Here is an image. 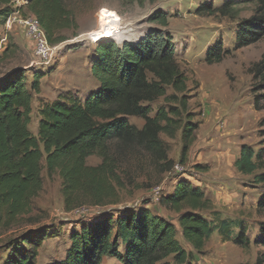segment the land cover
Listing matches in <instances>:
<instances>
[{
    "label": "trees",
    "instance_id": "trees-1",
    "mask_svg": "<svg viewBox=\"0 0 264 264\" xmlns=\"http://www.w3.org/2000/svg\"><path fill=\"white\" fill-rule=\"evenodd\" d=\"M140 6L144 0H127ZM255 13L243 20L235 35L238 49L264 38V0H256ZM237 1H225L220 6L203 3L198 14L229 15ZM10 0H0V17L14 10ZM29 14L37 17L48 43L57 45L67 39L60 31L72 29L78 23L66 0H28ZM20 9V8H19ZM148 22L158 27L150 29L136 41H102L94 50L90 66L97 87L83 99L60 95L40 110L37 135L28 124L31 116L32 93H38L42 73H33L30 83L22 67L3 71V64L12 55L9 46L0 52V236L23 221L38 222L33 199L43 188L41 171L48 177L57 173L66 211L87 203L105 206L117 202V188L124 186L117 167L122 155L133 148L146 153L159 173L174 165L168 157V146L161 134L173 137L181 131V162L194 141L198 128L193 113L188 110L186 76L176 60V48L168 27V14L153 11ZM77 35V34H76ZM103 40V39H102ZM106 40V39H104ZM229 51L220 41L206 49L207 64L220 62ZM254 109L264 102V57L250 67ZM162 98L152 115L151 103ZM129 117L143 120L141 127L131 124ZM264 123V116L260 124ZM97 155L100 163L88 165L86 159ZM264 158V146L254 150L242 145L234 167L242 174H251ZM264 183V172L254 176ZM160 205L179 213L178 224L183 239L200 251L214 227L198 211L209 207L200 187L186 180L176 182L172 192L161 195ZM264 206V195L259 200ZM117 214V215H115ZM230 221L222 219L218 229L227 237ZM260 242L264 246V227H260ZM47 236H57L52 227L27 229L10 237L2 264H35L37 248ZM70 244L61 259L47 264H103L104 258H114L120 264H195L193 255L176 238L175 226L148 210L135 212H104L91 222L81 224L69 234ZM234 243L246 246L245 227L238 225ZM122 245V251L119 250ZM168 258H172L169 260ZM264 261V250L255 264Z\"/></svg>",
    "mask_w": 264,
    "mask_h": 264
},
{
    "label": "rangeland",
    "instance_id": "rangeland-1",
    "mask_svg": "<svg viewBox=\"0 0 264 264\" xmlns=\"http://www.w3.org/2000/svg\"><path fill=\"white\" fill-rule=\"evenodd\" d=\"M227 0H66L78 23L72 29L60 31L67 39L54 45V55L48 63L35 56L33 43L18 23L6 26L7 17L1 22V47L9 46L12 55L4 61L3 71L22 67L30 83L33 73L39 79V92L32 93V110L28 129L37 135L40 110L60 95H74L83 99L97 87L90 72L94 50L102 41H136L150 29L158 27L148 22V16L157 9L168 14V31L176 48V60L187 80L188 110L198 128L185 161L181 162V131L173 137L161 134L168 146V157L174 165L159 173L146 153L133 148L122 155L117 171L124 181L117 188V202L105 206L81 204L69 211L64 209L61 178L57 173L48 177L45 169L41 175L43 188L33 199L30 215L38 222L23 221L12 232L0 238V260L5 259L9 246L5 242L27 229L52 227L57 236H47L38 250L35 264H47L62 258L70 244L69 234L81 224L91 222L104 212H135L140 208L167 220L175 226L176 238L181 246L193 255L195 264H255L264 250L260 242V227H264V206L259 200L264 195V183H257L254 176L264 172V158L251 174H242L234 167L240 147L248 145L257 150L264 146V102L260 110L254 109V95L262 91L253 89L250 67L264 57V38L241 48H234L239 24L255 13L256 0H235L234 11L229 15L198 14L203 3L220 6ZM233 1V0H229ZM20 8V9H19ZM9 9H13L10 5ZM19 13L28 15L26 3ZM14 10V9H13ZM106 10V12H102ZM114 13V15H111ZM103 16V20H102ZM114 32L113 30L117 29ZM77 34V35H76ZM95 40L92 37L93 35ZM113 34V35H112ZM112 36V37H111ZM103 39V40H102ZM106 39V40H104ZM220 41L229 51L220 62L207 64L206 49ZM3 51V50H2ZM153 112L164 105L162 98L148 103ZM128 121L141 127L143 120L129 117ZM88 165L100 163L97 155L86 159ZM186 180L198 186L209 200V207L198 211L214 227L200 251L193 249L181 234L179 213L158 202L161 195L172 192L176 182ZM117 215V214H115ZM230 221L227 237L218 229L220 220ZM245 227L246 246L234 243L238 225ZM123 247L119 244V250ZM172 262V258H168ZM2 264V263H1ZM103 264H120L114 258H104ZM264 264V261L262 262Z\"/></svg>",
    "mask_w": 264,
    "mask_h": 264
},
{
    "label": "built area",
    "instance_id": "built-area-1",
    "mask_svg": "<svg viewBox=\"0 0 264 264\" xmlns=\"http://www.w3.org/2000/svg\"><path fill=\"white\" fill-rule=\"evenodd\" d=\"M27 1L28 0H10V5L13 6L14 12L12 16L7 17L5 24L7 27L10 26L13 22L21 25V27H23L24 29L25 35L33 43L35 56L42 63H48L54 55L55 47L48 43L45 33L35 15H22L19 13L18 7L21 4L27 3ZM90 38H93L94 40L96 39L94 35ZM4 40L5 37H3L0 41V48Z\"/></svg>",
    "mask_w": 264,
    "mask_h": 264
},
{
    "label": "crops",
    "instance_id": "crops-1",
    "mask_svg": "<svg viewBox=\"0 0 264 264\" xmlns=\"http://www.w3.org/2000/svg\"><path fill=\"white\" fill-rule=\"evenodd\" d=\"M5 46H6V45H5ZM5 46L0 48V52L5 48ZM2 236H3V235H1L0 238H1ZM43 243H44V242H43ZM39 248H40V246L37 248V251L39 250ZM60 259H61V258H60ZM3 260H4L3 258L0 260V264L3 262Z\"/></svg>",
    "mask_w": 264,
    "mask_h": 264
},
{
    "label": "snow or ice",
    "instance_id": "snow-or-ice-1",
    "mask_svg": "<svg viewBox=\"0 0 264 264\" xmlns=\"http://www.w3.org/2000/svg\"><path fill=\"white\" fill-rule=\"evenodd\" d=\"M102 12H106V10H102ZM111 15H114V13H112ZM102 20H103V16H102Z\"/></svg>",
    "mask_w": 264,
    "mask_h": 264
},
{
    "label": "bare ground",
    "instance_id": "bare-ground-1",
    "mask_svg": "<svg viewBox=\"0 0 264 264\" xmlns=\"http://www.w3.org/2000/svg\"><path fill=\"white\" fill-rule=\"evenodd\" d=\"M117 30H118V28H117L116 30L114 29V30L112 31V32H113V34H114V32H115V31H117ZM113 34H112V35H113ZM111 37H112V36H111Z\"/></svg>",
    "mask_w": 264,
    "mask_h": 264
}]
</instances>
